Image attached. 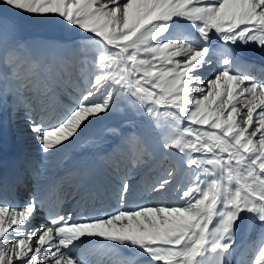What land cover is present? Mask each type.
Listing matches in <instances>:
<instances>
[{"label": "snow or ice", "instance_id": "obj_1", "mask_svg": "<svg viewBox=\"0 0 264 264\" xmlns=\"http://www.w3.org/2000/svg\"><path fill=\"white\" fill-rule=\"evenodd\" d=\"M19 16L76 35L35 42ZM249 45L264 0H0V129L23 122L42 157L0 146V264H264ZM101 123L95 162L70 166Z\"/></svg>", "mask_w": 264, "mask_h": 264}, {"label": "bare ground", "instance_id": "obj_2", "mask_svg": "<svg viewBox=\"0 0 264 264\" xmlns=\"http://www.w3.org/2000/svg\"><path fill=\"white\" fill-rule=\"evenodd\" d=\"M31 40H33L35 42H42V41H46V40H56V38L44 37V38H33ZM242 54L246 60L255 63L257 65V67L264 66V49H260V48L256 47L255 45H249L246 49H242ZM257 75H259V73H257ZM112 122L114 123L115 121H112ZM20 123L21 122L14 124V125H9L3 129H0V138H1L0 142L2 141L8 148V151L6 152L7 156L5 154L4 155L6 157H11L15 153H24V154L28 155L29 157L41 159L42 158L41 154L38 152L37 145H36L35 141H33V139L31 141L34 144L33 143L32 144H27V143L25 144L22 141V139L20 140V137L22 135L19 132V131H21V130H19L21 128V127H19ZM105 127H106V125L104 124L101 134H99L97 132L100 135V137H96V135H98L97 133L93 134V137H91L90 136L91 134H89V136H90L89 139H87V138L81 139L79 142L72 144V145H69L67 147V149L65 150V153H66V157L68 158V162H69L70 166H73L74 162H76L78 159L79 160L81 159V163L82 162L85 163L84 166L93 164L95 162L94 149L91 148V146L89 144H86L85 141H93V140L101 141V140L106 139ZM12 130H13L14 135L11 133ZM100 132H101V129H100ZM20 145L22 147H24L25 149L21 148ZM62 155L63 154L57 155L54 159L45 161V163L49 165V169L51 172L57 171V165L62 166V160H61ZM74 166H76V163L74 164ZM96 168H97V171H100L102 169V165L97 163ZM167 195H169V197H171V194H167ZM152 199L155 200L157 198L152 197ZM129 201L134 202V203L144 202L140 198V192L139 191L134 193L133 196L129 197ZM113 206H115V205L113 204ZM70 207L75 208L76 205L73 203V204H70Z\"/></svg>", "mask_w": 264, "mask_h": 264}, {"label": "rangeland", "instance_id": "obj_3", "mask_svg": "<svg viewBox=\"0 0 264 264\" xmlns=\"http://www.w3.org/2000/svg\"><path fill=\"white\" fill-rule=\"evenodd\" d=\"M17 19H18V21H19V23L21 25V28H22L24 34L26 36H28L30 39H33V38H44V37H54V38H56V40H64V39H68L70 36L76 35L74 31H71L70 32L69 30H67L64 26H62L59 23H51V22L45 23V22H40L36 18L28 17V16H19V17H17ZM51 19L55 20V18H51ZM242 56H243V54H242ZM103 126H104V124H102V123L101 124H96V125L90 126L83 133L81 139H85V138L89 139L90 136L93 137V134H95L97 132L99 134H101L102 133V130H103ZM19 127H21L19 129L21 131H19V132H20V134H22L21 137H20V140L22 139V141L25 144L26 143L27 144H32L33 142L31 141L32 140L31 133H29L26 130V127L23 124V122L20 123ZM100 129H101V132H100ZM11 133L13 134V130H12ZM89 134H91V135L89 136ZM99 134L96 135V137H100ZM0 146H2L3 153L7 156V153H6L8 151L7 146L2 141L0 142ZM20 147L21 148H24L21 145H20ZM75 163H76V166H74ZM82 163H81V159L80 160L78 159L76 162H74L73 167H77V166L78 167L79 166L80 167H84L85 163L84 162H82ZM36 222L38 223V222H40V220L38 219Z\"/></svg>", "mask_w": 264, "mask_h": 264}]
</instances>
